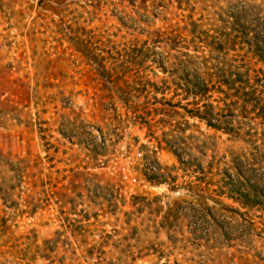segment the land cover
Wrapping results in <instances>:
<instances>
[{
    "label": "rangeland",
    "instance_id": "374dc122",
    "mask_svg": "<svg viewBox=\"0 0 264 264\" xmlns=\"http://www.w3.org/2000/svg\"><path fill=\"white\" fill-rule=\"evenodd\" d=\"M101 1L93 9L90 0H0V264H264L263 194L250 209L217 195L221 169L236 157L249 182L232 173L243 193L264 191V86L225 100L212 77L202 101L218 115L229 106L223 116L245 138L228 141L182 108L147 117L148 130L131 115L143 100H108L98 66L65 42L104 35L113 45L87 56L164 84L163 96L148 89V97L192 110L173 84L243 65L264 78V0ZM172 30L174 43H144ZM219 202L233 221L220 217ZM224 223L231 248L218 244Z\"/></svg>",
    "mask_w": 264,
    "mask_h": 264
},
{
    "label": "trees",
    "instance_id": "16d2710c",
    "mask_svg": "<svg viewBox=\"0 0 264 264\" xmlns=\"http://www.w3.org/2000/svg\"><path fill=\"white\" fill-rule=\"evenodd\" d=\"M64 0H60V3H62ZM91 1V7L93 9H96L100 3H102L101 0H90ZM93 2H97L95 6H92ZM82 31V30H81ZM191 34H193L192 31H190ZM74 34V33H73ZM206 35V34H205ZM154 39H151L150 41H146L144 43H150V44H156L158 39H160L161 36H165L166 40L174 43L176 39L179 38L178 31L172 30L169 33H159L155 32L153 33ZM85 38V39H84ZM197 40L201 43L200 36L197 37ZM69 44V47L74 49L76 52H78L88 64L97 65L100 70L96 71L95 78L97 80L101 81V84L104 86V90L108 92V100L113 101L115 97L119 98L120 100H124L126 103L131 102L130 100H134L135 102H139L140 100H143V106L142 105H134L131 109V115L133 119H139L142 120L141 126L148 128V130H151L152 126L149 120H146V118H150L153 114L154 116H162V117H170V115L174 116H180L176 109L182 108L185 112V114L193 120H197L199 123L203 124L206 129L213 130L216 133L224 134L228 137V141H233L242 138H245V136H248L247 133H244L243 136L240 135L239 131L234 128L233 126V119L231 115L223 116L224 109H228L229 106L224 104L223 108H218L220 113L222 115L214 114L215 108L212 107L210 104H203L202 101L205 100L206 96L209 94V84L212 80V77L217 78V93L222 94L224 96L225 100H230L232 97L236 98L240 94L242 97H248L250 95L249 92H246V89H250L253 86H264V78L258 79L259 74L258 70H255L247 65L234 67L236 71L234 73L227 71L228 69L222 67L220 68L219 72L214 73L213 75L207 76V79L205 81L201 80L200 82H192L188 81L187 79H184L185 84L183 85L184 89H182L181 84H173V86L176 89H181L183 91L184 100H188L189 98L192 99L191 105L193 106L192 110H187L185 107H180L179 104H172L171 101H166L163 97L160 99H156V97H148L147 90L151 89L153 90L154 94H161L162 96L165 94L167 90H169L165 85L163 84L162 88H156L154 85L141 81L142 78H139L135 75L138 74V72L133 76H130L129 73L132 72V70H128L127 67L119 66L121 68V74L117 73V68L114 67L110 70H105L104 60L99 58L98 56L89 57L86 55V53L96 51L97 50V44L100 46H109L113 45L112 41L105 37L104 35H98L97 37L92 36H86L79 33V36H72L65 41ZM227 40L220 41V44L217 45L216 49H214L215 52L218 54L222 52L223 45L226 44ZM166 43V42H165ZM138 44L136 41L128 42L123 44L124 46H135ZM173 47H171L172 49ZM92 56V55H91ZM130 62V61H129ZM128 63V62H127ZM136 64V63H135ZM136 66H139L138 64ZM162 73H166L163 67L159 66ZM231 70V69H230ZM133 73V74H134ZM143 83V84H142ZM106 85L110 87L116 88L117 92L115 93V96L107 87ZM236 85L238 87L236 88ZM223 102V101H222ZM148 105L155 106L159 105V108H152L151 111L147 110ZM147 110V111H145ZM140 112L144 114V116L140 115ZM264 116V115H262ZM229 119H226V118ZM159 123H164V121L161 119L159 120ZM175 125L178 126V124L175 123ZM178 128V127H176ZM180 130V129H179ZM183 131V130H180ZM157 150L161 151L162 147L159 142H157ZM172 153L175 155V153L172 151ZM233 155V154H231ZM177 157V155H176ZM232 165L230 163H224L223 168L221 169L222 173V180L221 183L218 185L217 189V195L219 198L230 201L231 204H237L242 208H253L252 199L256 198V196L259 195V192H261L264 198V191H259L257 188L250 189L247 191V193H243L244 182L248 185L249 182L245 179V177L242 175V171L239 169L242 167V162L239 160L238 157L231 159ZM180 164L183 165V163L180 161ZM235 173V175H238V177L243 178V181H235L232 178V173ZM237 177V176H236ZM148 183L155 185V181L152 179H148ZM258 190V191H257ZM264 204V203H263ZM218 205L220 206V209L218 211V214L220 217L228 218L229 220L233 221L234 216L231 215L227 217L226 213H236L234 209H232L231 205L225 203V202H219ZM189 212L192 211V214L194 213L192 208H189ZM205 213L210 216V210L206 209ZM180 215V210L178 208L176 209H169L168 210V217H172V219H176V216ZM184 216V215H181ZM191 218V215H190ZM225 221V220H224ZM226 225L223 228L217 227L220 233V238H222L223 241L221 243H218L222 247L225 246L226 248H231L232 245H230L229 242H231V239L229 238V235L227 233H224L223 230L227 229L229 230L230 227H228L229 223H224ZM193 236H195V231L191 233ZM225 242V243H222Z\"/></svg>",
    "mask_w": 264,
    "mask_h": 264
},
{
    "label": "built area",
    "instance_id": "2783aa9c",
    "mask_svg": "<svg viewBox=\"0 0 264 264\" xmlns=\"http://www.w3.org/2000/svg\"><path fill=\"white\" fill-rule=\"evenodd\" d=\"M134 182V180H132Z\"/></svg>",
    "mask_w": 264,
    "mask_h": 264
}]
</instances>
